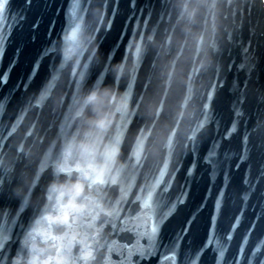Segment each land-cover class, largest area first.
Returning <instances> with one entry per match:
<instances>
[{
  "label": "water",
  "instance_id": "water-1",
  "mask_svg": "<svg viewBox=\"0 0 264 264\" xmlns=\"http://www.w3.org/2000/svg\"><path fill=\"white\" fill-rule=\"evenodd\" d=\"M208 5L8 0L0 14V264H26L30 230L52 228L43 219L53 205L48 186L77 178L89 199L78 201L86 211L68 231L83 238L100 229L96 264L264 262V0H235L216 36L206 31ZM105 90L118 104L128 96L127 123L117 113L102 142L68 155L73 137L82 139L76 101ZM118 128L117 184L90 187L84 175ZM97 203L111 215L92 222Z\"/></svg>",
  "mask_w": 264,
  "mask_h": 264
},
{
  "label": "clouds",
  "instance_id": "clouds-1",
  "mask_svg": "<svg viewBox=\"0 0 264 264\" xmlns=\"http://www.w3.org/2000/svg\"><path fill=\"white\" fill-rule=\"evenodd\" d=\"M207 4V0H201ZM235 0H212V4L208 5L206 31L210 36L219 34V30L223 25L221 17L225 20L229 14L234 15L235 9L228 13V9L232 7ZM205 41L200 39L199 43ZM86 103L87 108L93 113L88 117L79 115L81 118L78 128V136L82 139L77 140L73 137L72 142L68 146V155H72L73 150H78L81 155L86 154L89 149L88 141L95 138L103 141L104 135L107 134L113 125L117 113H119V104L116 102V96L109 91L91 92L82 101ZM38 150V146H37ZM103 152L101 153V155ZM36 152L27 153L28 163H32V157ZM115 164V161L112 165ZM76 172L84 171L79 165ZM84 179H90L88 174L84 175ZM48 192L52 193L47 199L53 201L52 211L44 216V220L48 222L52 228L51 231H42L40 228L30 230L31 242L27 248L26 264H96L98 254L103 250L101 231L99 228L91 231L88 235L80 238L79 233H70L68 229L76 223L75 213H84L86 204L78 201H88L89 196L85 192V185L80 179H67L61 183H51L48 186ZM99 211L91 217V221L95 222L103 216H109L110 212L106 211L102 205H99ZM91 227V223L88 225ZM69 241V246H64V241ZM75 250L78 255L74 260H69V256ZM20 264H25L21 261Z\"/></svg>",
  "mask_w": 264,
  "mask_h": 264
},
{
  "label": "snow or ice",
  "instance_id": "snow-or-ice-1",
  "mask_svg": "<svg viewBox=\"0 0 264 264\" xmlns=\"http://www.w3.org/2000/svg\"><path fill=\"white\" fill-rule=\"evenodd\" d=\"M8 3V0H0V14H2L5 10V5ZM74 3L78 5L79 0H74ZM212 4V0H209V5ZM78 8L73 9V14L77 15L78 14ZM78 27V26H77ZM75 35V33H73ZM136 52L138 55L141 53V48L137 47ZM171 73L168 74L169 79H171ZM4 81V77L0 75V83ZM162 104V102H161ZM76 116L81 115L87 108L86 103H81L80 100L76 101ZM119 113H120V119L121 121L126 124L127 123V117L129 115L128 113V96L125 95L121 98L120 104H119ZM121 134H122V128H118L117 134L111 139L110 143L105 147V150L103 154L101 155V163L98 166H92L90 165V171L91 175L90 180H91V185H105L108 183H111L112 185H116L118 181V176H114L111 174L112 172V164L117 158V153L118 150L120 149L121 146ZM141 146L140 142H137V148ZM68 154V153H67ZM138 155V153H137ZM215 153L210 151L209 155L206 157V162L213 165V168H215V164L213 161ZM227 155V154H226ZM60 172H64L65 169L63 167H59ZM127 182V178L125 180ZM99 203L95 205L96 208H99ZM111 215V213H110ZM251 256V253L249 254ZM2 259V257H0ZM264 264V262H262Z\"/></svg>",
  "mask_w": 264,
  "mask_h": 264
}]
</instances>
